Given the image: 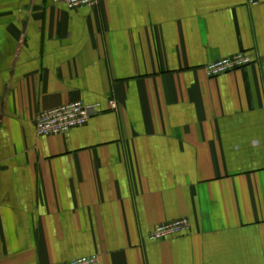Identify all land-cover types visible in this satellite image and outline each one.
Returning a JSON list of instances; mask_svg holds the SVG:
<instances>
[{
    "label": "crops",
    "instance_id": "1",
    "mask_svg": "<svg viewBox=\"0 0 264 264\" xmlns=\"http://www.w3.org/2000/svg\"><path fill=\"white\" fill-rule=\"evenodd\" d=\"M239 53L252 64L207 77ZM74 102L102 110L36 135ZM180 218L184 235L147 239ZM90 255L264 264V3L0 0V264Z\"/></svg>",
    "mask_w": 264,
    "mask_h": 264
},
{
    "label": "built area",
    "instance_id": "2",
    "mask_svg": "<svg viewBox=\"0 0 264 264\" xmlns=\"http://www.w3.org/2000/svg\"><path fill=\"white\" fill-rule=\"evenodd\" d=\"M55 7L68 11H75L83 8H93L103 0H51ZM247 5L256 6L264 3V0H246ZM252 64V59L244 53L235 54L229 57L220 58L209 62L204 67V72L209 78L220 76L241 70ZM107 109H115L116 103L109 99L106 102ZM102 110L100 104H85L74 102L54 109L41 112L35 120V132L39 138L58 136L66 134L73 129L86 124L90 117ZM190 229L189 221L180 218L171 222L160 224L147 236L151 242L160 243L171 240L187 233ZM63 264H99L97 255H90L75 258Z\"/></svg>",
    "mask_w": 264,
    "mask_h": 264
}]
</instances>
